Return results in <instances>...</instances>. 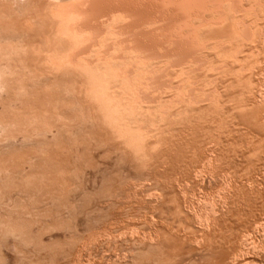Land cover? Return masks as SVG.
<instances>
[{
	"label": "rangeland",
	"instance_id": "rangeland-1",
	"mask_svg": "<svg viewBox=\"0 0 264 264\" xmlns=\"http://www.w3.org/2000/svg\"><path fill=\"white\" fill-rule=\"evenodd\" d=\"M258 1H98L102 10L99 21H116L118 26L131 22L136 27L134 41L156 50V59L161 58L160 52L168 55L177 48L183 53H177L179 64L182 58L189 63L196 58L197 64L200 62L194 65L191 61L195 71L186 61L178 64L179 68L189 65V73L184 69L186 74L181 72L185 67H174L186 77L191 73L189 77L194 79L192 85L189 77H184L187 80L182 85L191 87V94L198 100V118L189 120L195 121V128L182 125L178 136L182 135L177 138L181 141L177 147L172 144L176 150L169 149L167 162L143 168L103 123L98 108L87 101L80 72L71 66L54 72L46 65L41 48L46 44L44 34L52 29L49 9L56 0H29L20 8L12 0H0V29L13 25L23 40L19 48H13L0 34V83L6 87L0 91V125L5 127L0 129V264H264V46L262 53L258 52L261 57L257 55L261 61L253 63H259L258 71L252 64L257 72L245 71L256 76L248 81L250 85H244L248 87L246 94L242 85L247 82L246 76L241 77L244 83H237L243 81L240 76L238 81L234 78L240 68L228 66L231 71L223 73L226 64L220 58L223 44L230 45L227 38L233 35L231 31L239 24L242 11H253V5L256 10L264 2ZM232 5L242 11L234 15L229 8ZM124 12L137 14L134 16L138 18L130 21L132 15L126 17L130 13L124 16ZM262 24L263 29L258 26L257 33H264ZM118 26H114L117 32ZM112 31L102 35L107 44L123 39ZM227 33L231 36L226 38ZM259 35L264 45V34L263 38ZM130 38L126 45L125 40L117 43L122 46L120 52L130 46ZM134 46L133 50L126 48L131 52L126 54L128 59L123 57L125 52L122 57L136 64L143 49L135 52ZM164 49L169 51L163 53ZM117 50L112 51V61L117 58V62L122 59L119 62L126 63ZM130 55H137V61ZM218 61L222 62V72L216 70L221 64L218 66ZM41 76L49 77L50 83H37ZM169 77L177 79L173 74ZM64 83L88 109L95 121L92 129L83 126V118L71 102L72 94L62 92ZM61 98L65 103H60ZM213 98L218 109L213 107ZM241 100H246V106H239ZM24 138L43 139L49 146L3 148L11 140ZM119 151L127 156L138 176L125 177L127 168L117 160ZM106 184L116 190L110 199L99 192L102 187L106 189ZM24 193L26 197L31 193L32 200L28 197L27 203L28 198L20 201L18 196ZM15 195L21 203L15 201ZM75 195L79 202L73 199ZM10 197L15 198L16 205L4 204ZM56 198L59 210L47 204ZM72 207L73 214H63ZM86 218L92 223L84 230Z\"/></svg>",
	"mask_w": 264,
	"mask_h": 264
},
{
	"label": "bare ground",
	"instance_id": "bare-ground-1",
	"mask_svg": "<svg viewBox=\"0 0 264 264\" xmlns=\"http://www.w3.org/2000/svg\"><path fill=\"white\" fill-rule=\"evenodd\" d=\"M12 1L14 2L15 7L20 8L22 5H26L29 0H12ZM98 1L100 2V0H56V3L52 4L51 8L49 9V17L52 20V29H51V32L49 34H44L46 44H44L45 45L44 48H41V50L43 52L42 55L44 57L46 65L48 66V64H49L48 67L49 68L52 67L53 69L51 68V70H53L54 72L57 71L55 69H58V70L60 69L58 72H60V71L63 72L65 70H67V68L69 66L75 68L76 70H78L80 72V74L84 77L83 90L85 91L84 93L86 94L87 101H90V103L95 105L96 109L98 108L97 109V110H99L98 115L101 114L100 117H101V119H103V123L110 128L112 133H114L118 138L121 139L125 148L129 152H131V154L133 155L134 161L140 167L145 168V167H150V166H154V165L164 164L167 162L166 161L167 160L166 154L169 153V149L170 150H172V149L176 150V148H174V147L176 146V144H179L178 143L179 141H181L180 139H178L179 141L177 140V138H180L182 135V134H180V136H178V134H179L178 132H180L181 128L183 130V128L185 127L184 125H186V126L188 125V126L193 127V129H194L195 128L194 126H196L195 121L194 122L192 121L193 124L190 121H191V119L194 120V119L198 118V115H197L198 112H196L198 110H196L197 108L195 106V103H197L198 100L195 96H193L191 94V91H192L191 87H188V85H187V87L186 86L183 87L182 82L187 80L184 77H186L185 74L187 73V71H188V73L190 71L186 68V66L189 67V65H190L189 69H191V68H193V66L195 64H197V62L199 60L195 56L192 57V55L190 54L191 55L190 57L197 59V61H196V59L195 60L192 59L194 61V63L190 59L192 61V64H194V65H191L190 60H189L190 63L187 62V60H186L187 58H184V59L182 58V63L179 64V62H181L180 61L181 60L180 55L181 54L183 55V53L181 52V54H180V52H179V50H177V48L175 50L170 49V50H172V52L171 51L167 52L169 50L164 49L165 51H163V53L167 52V54L169 53L168 55H166L165 53L162 54V52L159 51L162 54V55L161 54H159V55L161 58H163V60L161 58L156 59L158 57L156 55L157 54L156 50H153V49L147 47L146 45L138 43L136 40L135 41L137 44H134L135 43V41H134V38H135L134 30L136 27L134 25H130L131 22L129 23V25H128V23L125 22L124 24L120 23L121 25L119 24V26H118V23L115 21L117 26H118L117 28L120 27L119 28L120 31L119 30L118 31L122 32V33L117 32L116 27H114V26H116V24L114 25L115 22L114 23L112 21L111 22L105 21L104 23L100 22L99 19L102 15V12H101L102 10H100L101 9L99 6L100 3H98ZM257 3H259L258 0H257ZM253 4L254 3H252V5ZM255 4H256V2H255ZM258 5H259V7H258ZM258 5H257L258 8H256V10H254L255 9L254 5L252 6L254 8V9H252L253 11H251V10L250 11L249 10L242 11L241 9L238 10L239 6L237 7L238 9L235 8V6H237V5H234V6L232 5L231 7L229 6V8H231L233 10L234 15H235V12H239V11L243 12L242 16L240 15L242 13L239 14L240 15L239 17H241L242 20L237 18V20L239 19L238 21H240L238 24L239 27L236 24L237 22L231 23L232 25L236 24L237 27L235 29L236 31L235 30H234V32L231 31L233 33V35L232 36L230 35L231 38H229V39L227 38V37H230L228 35V33L230 32V30H233V28L232 29L230 28V30L227 29L229 32L227 33V36L225 35V37L227 38V41L230 42L229 47L224 45L223 44L224 42L220 41L223 38L220 40L218 39L223 44V46H225V47H223V48H225V50H223V48H221L224 52L221 51V57L220 58H223L221 60L223 62V65L226 64L225 65L226 68H225V66H223V68H225V69H222V71H223V73L226 69L228 71V69H229L228 66H233L234 68L232 67V69H236V67H238V69L240 68L239 72L237 70H236V72H234V73H236V75L233 73L234 78H237L236 79L237 81H238L239 76H240L241 81L243 80L241 77H245V76L247 77V75L249 74V73H246L247 71L250 72V74H251L252 70L256 71L255 68L253 69L250 65L252 64L253 67L254 66L257 67L258 66L257 64H259V63H257L256 65H254L253 63L254 62L256 63V61H258V59H259L258 56L261 57V55L258 54V52L262 53L261 49H263L264 45H261L262 40H260L259 37L257 36L260 33H257V32L260 31V29H263L262 23H264V2H261ZM240 7H241V5H240ZM233 8H235V9H233ZM243 8H246V6L244 5ZM248 9H250V7ZM228 11H231V10H228ZM125 13L126 14L130 13V14H128L129 16L126 15V17H130L132 15L130 21H132V19L136 20L138 18V16H136L137 18L134 16L137 14H134L131 12H124V16H125ZM125 18L123 17V19H125ZM114 20L115 19H113V21ZM125 20H127V18ZM233 20H234V18H233ZM262 20H263V22H261ZM106 22H108V25ZM104 24L107 27L106 26L103 27L102 25H104ZM260 25H261V27H259L260 28L259 29L258 26H260ZM108 26L113 28L112 30L114 32L111 30V28L109 30ZM125 26H128V27L125 28ZM131 26H133L134 28H132ZM233 26H235V25H233ZM233 26L230 25V27H233ZM122 27L128 31H129V29H132L133 32H131L132 30H130L129 32L125 31ZM106 28H107V30H106ZM104 29L106 31H112L113 34L114 33H118L119 35L121 34L123 39L120 38L121 40L119 39V41H121L120 43H122V40H125V42L123 41L124 45H126L125 44L126 41L129 42L127 37H129V38L131 37L130 40L133 38L129 43L130 46H127V47L128 48L130 47L131 49L130 48L129 49L133 50L132 47H133V45H135L134 46V50H136L135 52H137L139 50V48L143 49L142 50L143 52L141 50L140 51H141V54H143V53L144 54L140 55V51H139V55H138L139 57L137 55L136 56L134 55L136 58L134 60L136 62L137 57H138V60H140V61L142 60L141 62H144V64L142 63L140 65V63H141L140 61H137V63L140 62L138 64L137 63L133 64L134 61L130 60V58L134 57V56H131L132 54L130 55V58H129V61H132V63L128 62L127 59L129 56L127 57L126 54H130L131 52H129V50L126 49L127 48L126 46H123L124 48L126 47L124 49L126 51L121 50V52H120V49H122L121 48L122 46L120 47L117 44L119 42V41L118 42L116 41V40H118L117 38L115 39L116 43L112 42L114 40L111 41L115 45L112 43H109V42H108V44L105 43L106 40H103V39H105V38H103L104 36L102 37V35L105 34V32H106ZM124 32H126L127 35L131 32L132 34H134L133 35L134 37L132 35L131 36L126 35L127 37L125 36L126 37V39H125V37L123 36V35H125V34H123ZM108 33H106V34H108ZM112 33H110V34L113 35ZM0 34H3V38L7 42L9 41L13 44L12 45L13 48H19L22 45V42H23L22 35H21L20 31L15 26L8 25V27H6L5 29H0ZM263 34L264 33H261L259 35L260 38H263V37H261V35H263ZM117 37H121V36L117 35ZM223 40L226 42L225 39H223ZM263 41H264V39H263ZM131 42L133 43V45L131 44ZM215 43H217V42H215ZM215 43H214V45H216ZM110 44H111V46H113V45L114 46L111 47ZM120 45H122V44H120ZM137 45H138V47H137L138 49L136 48ZM141 45H142V47L144 46V48H142ZM214 45L211 47L215 48ZM116 46H117V48L119 47L118 53H120V55H121L120 56L119 54H117L118 56L117 55L116 56L122 57V52L123 53L125 52L124 53L125 56H123V57L124 58L127 57V59H124L123 57L122 58L126 61V63L121 64V62H119V61H121L122 59H120V60L118 59L119 60L118 62L120 63L119 64L117 62V58L114 60L115 62L112 61L111 56L115 55V53H117L115 51V50H117ZM145 46L147 47L148 51H147V49H145L146 48ZM261 46H262V48H261ZM109 47H111L112 50H110ZM226 47L228 48V51H227ZM218 48H219V46H218ZM258 49H260V50L258 51ZM113 50L115 51V53L114 52L112 53ZM152 50H153V53H151ZM219 50L220 49H218V53H219ZM132 52L134 54H136L134 51H132ZM110 53H111V55H110ZM177 53L180 55H177ZM144 55H145V58H144ZM163 55H164V57H163ZM213 55L211 54V56H213ZM141 56H143V57H141ZM183 57H185V56H183ZM217 57H219V56H217ZM112 58L114 59V57H112ZM142 58L145 59L146 62ZM179 58H180V60H179ZM214 59H213V61H214ZM154 60H156L157 63H155L156 61H154ZM185 61L187 63H189V65H187V63H186L185 64L186 66H183L185 68L182 67L183 68L182 69L180 67L183 70L181 72L185 73V74L182 73V75H184V76H182L180 71H178L180 69L178 64L181 66V64L183 65V63ZM213 61L211 60V62H213ZM259 61H261V59H259ZM220 62L218 61V63H217L218 66H219ZM222 62L220 64V67L217 68V66H215L217 69L216 68H212V69L218 70V69L222 68ZM20 64H22L24 66L23 68L27 69L26 65L23 62L20 61ZM199 64H200V62L197 65H199ZM214 64H215V62H214ZM176 65L179 68L178 70L177 69L174 70V67H176ZM62 69H64V70L62 71ZM184 69L185 70L187 69V71H184ZM258 69H259V67H257V71H258ZM171 71H172V74L176 76L173 78H177L178 79V80L176 79L177 81L174 79H173L174 81H172L171 80L172 77L171 78L169 77V76H172ZM191 71H195V69H191ZM211 71H213V70H211ZM220 71H221V69H220ZM242 71H244V72H242ZM214 72H216V71H214ZM2 73L0 72V75ZM213 73H211V74H213ZM190 74H187L188 75L187 77H189ZM226 74H228V73H226ZM231 74L232 73H230V75ZM254 74L250 75L252 77V78L250 77V79H249V76L247 77L248 79H245L246 77L244 78V80L247 82H245L244 80L242 82H240V80H239V82H237V83H244L245 82L244 84H242L243 87H244V85H247L246 83H248V85H250V83L248 81L253 79V77H256ZM257 74L258 73H256V75ZM178 75H181L180 79L182 77H183V79L180 80ZM221 75H222V73H221ZM191 76H192V74L190 75V77ZM190 77L188 80H190V82H192L191 84L193 85L194 79H193V77L192 78H190ZM209 77H210V75H209ZM211 77H213L212 79H214L213 75ZM220 77H222V76H220ZM224 77H227V76H224ZM216 78H217V76H216ZM216 78L214 80H216ZM223 79H225V78H223ZM233 80H235V79H233ZM40 82L45 83V84H49L50 78L47 76H41L37 79V83H40ZM247 86H245L244 88L247 89L248 88ZM69 88H70V85L67 83H64V85L62 86V92H64V94H66V93L72 94L71 95V99H72L71 102H72L73 106L80 112V115L83 118V121L85 123V124H83V126L85 128L89 127L90 129H92L95 125L94 119L89 114V112L86 111L88 109L85 110V108H84L85 106L80 102L77 95L72 93V90ZM5 89H6L5 85L0 83V91H4ZM246 92H248V89H247V91L245 90L244 93L246 94ZM245 94H243V95H245ZM214 99L215 98L211 99V101L213 103H214ZM241 99H243V98H241ZM63 101H64V99L61 98L60 103H62V104L65 103ZM241 101L239 103V106H241L240 104H242V103H243V105H245L246 100H243L244 102L243 101L241 102ZM212 102H210V103L212 104ZM217 104L218 103L215 101L213 107L216 106L217 107V108L215 107L216 109H218ZM211 107H210V110L213 108V107L212 108ZM216 109L213 108L212 110L215 111ZM242 109H245V107H243ZM214 111H212V112L214 113ZM194 113L196 116L193 117ZM244 118H242V119H244ZM242 121H244V120H242ZM245 121H246V119H245ZM182 125L184 127H182ZM4 128H5L4 126L0 125V129H4ZM188 128L189 127H187L186 129H188ZM195 131L196 130H193V131L191 130L190 133L195 132ZM180 133H182V132H180ZM193 135H194V133H193ZM176 140H177V142H175ZM173 143H175L174 144L175 146L172 145ZM25 144H32L33 146H36L39 149H45L49 146V145H47V142L43 139L42 140H40V139L34 140V139L24 138V139L19 140V141L11 140V141L7 142L3 148L23 146ZM170 146H173V148H170ZM116 155L118 156L117 157L118 162L123 167L126 166L124 168H127V169H125L126 170L125 171V177L138 176V174L132 169V164H131V162H129V160L125 154H123V153H121V151H119V153H116ZM102 179H103V183H104L106 180L105 176L102 177ZM105 186H107L105 188L106 189L108 188V190H106L105 188H104L105 190H103V187H102V190L100 189L101 191L99 190V192H102L103 195H106V197H108L110 199L111 196L115 195L116 190L113 189V186H111V185L110 186L112 187L113 190L109 189L107 184ZM114 190H115V192H114ZM99 192H97V193H99ZM99 194H101V193H99ZM77 195H79V194H77ZM27 196L29 198L31 197L30 199L32 200L31 193H30V196H29V194ZM15 197H16V195H15ZM18 197L22 198V200H20L22 202H24V200L28 198V197H26L25 193L23 195L21 194ZM18 197H16V199L14 198L15 201L17 200L16 202L19 201V199H17ZM75 197H76V195L74 196L73 199L75 201L78 200L76 202H79V199H77V198L75 199ZM29 198L25 201L26 203L29 200ZM14 199L11 198L9 200H6L4 202V204L10 205L9 203L13 202L14 204L13 203L12 204L16 205V202H14ZM47 204H49V206H51V207L54 206L55 208L58 209L57 198L55 199V201L53 200V201L47 202ZM73 208L74 207H72V209H66V210H65V208H63V210H65V211H63L64 213L63 212L62 213L63 214L66 213L67 215L73 214L75 211V209H73ZM77 209L79 211L80 208H77ZM81 211H83V209L80 210V212ZM62 213H60V216L62 215ZM82 213H80V214H82ZM76 214L77 213L75 212V215ZM86 219H88V220L84 225V230H87L88 229L87 227L89 225H91V223H92V221L89 220V218H86ZM94 220H96V218H94ZM81 230H83V227Z\"/></svg>",
	"mask_w": 264,
	"mask_h": 264
}]
</instances>
